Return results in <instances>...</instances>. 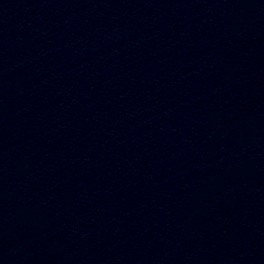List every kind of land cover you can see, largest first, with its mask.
Segmentation results:
<instances>
[{
	"label": "water",
	"instance_id": "obj_1",
	"mask_svg": "<svg viewBox=\"0 0 264 264\" xmlns=\"http://www.w3.org/2000/svg\"><path fill=\"white\" fill-rule=\"evenodd\" d=\"M0 264H264V0H0Z\"/></svg>",
	"mask_w": 264,
	"mask_h": 264
}]
</instances>
